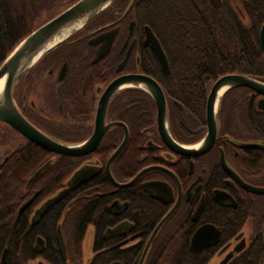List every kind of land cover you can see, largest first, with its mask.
I'll return each instance as SVG.
<instances>
[{
    "label": "flooded vegetation",
    "instance_id": "flooded-vegetation-1",
    "mask_svg": "<svg viewBox=\"0 0 264 264\" xmlns=\"http://www.w3.org/2000/svg\"><path fill=\"white\" fill-rule=\"evenodd\" d=\"M263 25L264 0H116L27 71L14 97L41 132L72 145L104 136L87 154H62L0 121L20 137L0 152V264H264V94L226 91L201 151L214 83L264 82ZM136 74L162 87L165 129L189 152L168 143L144 86L121 87L98 118L109 85ZM169 86L210 87L204 111Z\"/></svg>",
    "mask_w": 264,
    "mask_h": 264
},
{
    "label": "water",
    "instance_id": "water-1",
    "mask_svg": "<svg viewBox=\"0 0 264 264\" xmlns=\"http://www.w3.org/2000/svg\"><path fill=\"white\" fill-rule=\"evenodd\" d=\"M115 1L78 0L72 6L37 28L15 47L0 66V80L5 79L0 98V121L11 125L36 144L62 154L83 155L98 145L104 136L102 129L98 130L92 138L78 145L51 139L34 126L19 110L15 101L14 90L25 73L38 64L46 54L66 41L91 19L109 8ZM66 31L68 33L65 35ZM148 41L152 44V48L161 65L168 72V59L159 40L153 33H150ZM262 41L264 45V25L262 28ZM131 85L144 86L151 92L159 104V122L166 140L176 150L182 153L189 152L185 146L178 144L165 129L168 118L166 97L162 87L151 77L136 74L114 80L101 98L98 118L104 119L113 94L121 87ZM236 86H248L264 94V82L253 77L232 73L219 78L214 83L208 96L207 117L209 131L205 147L201 151L210 148L215 141L219 130V105L221 99L226 91ZM85 177L84 173L82 176L75 177L72 185L80 183ZM197 237L199 238L200 236L197 235Z\"/></svg>",
    "mask_w": 264,
    "mask_h": 264
},
{
    "label": "trees",
    "instance_id": "trees-1",
    "mask_svg": "<svg viewBox=\"0 0 264 264\" xmlns=\"http://www.w3.org/2000/svg\"><path fill=\"white\" fill-rule=\"evenodd\" d=\"M70 3V0H0V66L23 39L67 9ZM165 14L171 15L169 8H166ZM176 14L181 17L187 15L184 7L178 8ZM209 60L212 64L218 63L214 62L213 56ZM222 73L216 72L208 75L219 76ZM169 89L179 99L196 98L195 102L190 101L193 104L192 107L198 113L204 111L205 100L210 87L173 88L169 86ZM88 217L89 212H86L81 217L79 225L85 224Z\"/></svg>",
    "mask_w": 264,
    "mask_h": 264
},
{
    "label": "rangeland",
    "instance_id": "rangeland-1",
    "mask_svg": "<svg viewBox=\"0 0 264 264\" xmlns=\"http://www.w3.org/2000/svg\"><path fill=\"white\" fill-rule=\"evenodd\" d=\"M107 10V9H106ZM105 12V11H103ZM102 12V13H103ZM101 13V14H102ZM100 15V14H99ZM98 16V15H97ZM96 16V17H97ZM9 135L10 137H8V139L5 138V140H1L0 139V152L1 151H4L7 147H8V144H13V141H19L20 140V137L17 138V136L13 135V133L11 132V130L5 126V125H0V135ZM13 135V136H12ZM17 141V142H18ZM16 142V143H17Z\"/></svg>",
    "mask_w": 264,
    "mask_h": 264
},
{
    "label": "bare ground",
    "instance_id": "bare-ground-1",
    "mask_svg": "<svg viewBox=\"0 0 264 264\" xmlns=\"http://www.w3.org/2000/svg\"><path fill=\"white\" fill-rule=\"evenodd\" d=\"M78 27V26H76ZM68 33V31H66L65 35ZM4 83H5V79H2L0 80V98H1V95H2V91H3V86H4ZM225 89V88H224Z\"/></svg>",
    "mask_w": 264,
    "mask_h": 264
}]
</instances>
